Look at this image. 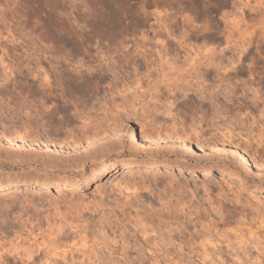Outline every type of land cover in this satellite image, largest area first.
<instances>
[{
    "label": "rangeland",
    "instance_id": "obj_1",
    "mask_svg": "<svg viewBox=\"0 0 264 264\" xmlns=\"http://www.w3.org/2000/svg\"><path fill=\"white\" fill-rule=\"evenodd\" d=\"M231 9V0H0V45L36 57L25 61L29 69L0 61V79L7 64L15 81L0 89V182H25L0 187V253L35 248L38 264H264V147L257 146L259 132L249 131L254 109L221 105L215 112L224 122L215 135L156 140L142 119L125 118L110 101L127 81L117 86L106 71L69 70L81 60L84 68L98 66L132 37L151 38L158 11L168 12L160 19L175 33L190 16L226 43L220 17ZM240 35L233 38L243 43ZM190 39L199 37L193 32ZM250 39L229 73L238 90L264 62L258 35ZM116 60L123 64V56ZM125 173L160 178L162 193L143 194L151 208L129 202L120 211L122 199L108 197ZM52 176L53 183H35ZM170 197L171 205L160 203Z\"/></svg>",
    "mask_w": 264,
    "mask_h": 264
},
{
    "label": "clouds",
    "instance_id": "obj_2",
    "mask_svg": "<svg viewBox=\"0 0 264 264\" xmlns=\"http://www.w3.org/2000/svg\"><path fill=\"white\" fill-rule=\"evenodd\" d=\"M231 4V11H226L220 17L225 21L226 27L219 35L226 37V43L215 42L214 28L207 22L197 24L190 16L184 17L186 27L175 33L160 19L167 18L168 12L158 11L154 15L157 17L155 23L159 24V27L153 30L151 38L146 34L132 37L131 43H122L110 55L101 56L98 66L84 68L81 60L74 66L69 65V70L76 71L78 75L80 69H84L89 74L106 71L117 86L127 81L121 92L111 95L110 101L120 105V114L125 118L142 119L146 129L156 140L177 136L184 139L199 135H215L224 122L223 116L215 112V109L220 108L221 105L225 108L233 106L242 109L247 105L257 112V115L250 117L249 131L256 129L259 132V136L256 137L259 141L257 146L264 147V89L260 87V81H264V71H253L243 90H238L236 87L240 82H233L229 78V73L240 65V57L244 56L252 46L251 37L258 35V48L264 45V0H231ZM246 13L249 14L248 18ZM145 14L149 15V13ZM228 17L232 19L229 21ZM237 30L241 33L239 39L243 40V43H238L237 39L233 38V33ZM193 32L199 37L195 42L190 39ZM8 43L11 44L13 41ZM257 55L260 60H264V55L260 52ZM119 56H123L122 65H117L116 57ZM30 59L36 57L31 54H19L9 49L7 45H0V61H15L24 69H29V64L25 61ZM138 60L143 64H138ZM64 63L68 64L69 60H64ZM254 63L253 61L248 65L249 69H253ZM58 67L54 65L53 71ZM261 67L264 68V65ZM5 68L4 77L0 79V89L6 88L9 81H13L12 71L7 70V64ZM13 71L23 75L19 68ZM43 72L41 68L32 79H38L39 74ZM204 73H210L211 79H203ZM257 75L260 81L256 79ZM43 80L45 84L48 83L49 77L46 73L43 75ZM113 83L106 85V89H112ZM145 94L147 101L143 98ZM105 95H108L107 91ZM205 104H208L212 111L206 110L203 107ZM244 115L248 116L249 113L244 112ZM252 135L255 136L256 133L253 132ZM159 179L156 176L125 173L115 181L112 191L107 195L109 198L115 196L122 199V205L117 206L120 211L131 207L129 202L136 203L137 206L144 204L147 208H151L152 203L149 201L145 204L147 197L143 194L147 193L148 197H154V189H159L162 193L164 190L159 187ZM150 184L153 187H149ZM174 200L175 197H170L160 203L171 205ZM186 207L187 205L176 211L183 212ZM164 210L172 211L168 207ZM214 210L219 214L218 209ZM198 211L203 212L204 208L201 207ZM240 242L244 243L243 240ZM41 247L47 246L41 245ZM39 255L40 251L35 248L13 250L5 248L0 253V264H9L7 257H11L13 262L18 264H38L33 258ZM44 264H48V261L45 260Z\"/></svg>",
    "mask_w": 264,
    "mask_h": 264
},
{
    "label": "bare ground",
    "instance_id": "obj_3",
    "mask_svg": "<svg viewBox=\"0 0 264 264\" xmlns=\"http://www.w3.org/2000/svg\"><path fill=\"white\" fill-rule=\"evenodd\" d=\"M117 130V129H116ZM106 133H107V131H105V132H103L102 134H104V135H106ZM93 134V133H92ZM99 134H101V133H95L94 135H93V137H96V136H98ZM91 139V138H90ZM23 141V140H22ZM244 160H246L247 162H250L249 160L250 159H248L247 157L244 159ZM254 162V161H253ZM254 164H256V163H254ZM259 165V164H258ZM208 172H210V171H208ZM222 176V175H221ZM58 179V176H52V177H47V178H45V179H41L40 181H37V182H35L36 184H38V185H40V186H43V185H45L46 183H53V182H55L56 180ZM23 183H25L24 181H22V180H17V179H15L14 181H12V182H10V183H1L0 182V187H2V188H12V187H14V186H16L17 184H23ZM175 208V207H174Z\"/></svg>",
    "mask_w": 264,
    "mask_h": 264
},
{
    "label": "snow or ice",
    "instance_id": "obj_4",
    "mask_svg": "<svg viewBox=\"0 0 264 264\" xmlns=\"http://www.w3.org/2000/svg\"><path fill=\"white\" fill-rule=\"evenodd\" d=\"M262 65H264V62H262L260 65H257V67L253 69V71L256 70L264 71V68L261 67Z\"/></svg>",
    "mask_w": 264,
    "mask_h": 264
}]
</instances>
